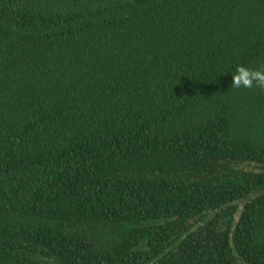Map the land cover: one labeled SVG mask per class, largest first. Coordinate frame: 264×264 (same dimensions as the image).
I'll return each instance as SVG.
<instances>
[{
  "label": "trees",
  "instance_id": "1",
  "mask_svg": "<svg viewBox=\"0 0 264 264\" xmlns=\"http://www.w3.org/2000/svg\"><path fill=\"white\" fill-rule=\"evenodd\" d=\"M264 0H0V264H264Z\"/></svg>",
  "mask_w": 264,
  "mask_h": 264
},
{
  "label": "clouds",
  "instance_id": "2",
  "mask_svg": "<svg viewBox=\"0 0 264 264\" xmlns=\"http://www.w3.org/2000/svg\"><path fill=\"white\" fill-rule=\"evenodd\" d=\"M232 83L236 88H252L254 84L257 87H264V67L253 71L244 66H238Z\"/></svg>",
  "mask_w": 264,
  "mask_h": 264
},
{
  "label": "water",
  "instance_id": "3",
  "mask_svg": "<svg viewBox=\"0 0 264 264\" xmlns=\"http://www.w3.org/2000/svg\"><path fill=\"white\" fill-rule=\"evenodd\" d=\"M258 195H264V188L262 189H256V190H253L252 192H250L248 195H246L240 202V210H239V213H238V218L240 219L242 213H243V210L245 209L247 203L252 200L254 197L258 196Z\"/></svg>",
  "mask_w": 264,
  "mask_h": 264
}]
</instances>
